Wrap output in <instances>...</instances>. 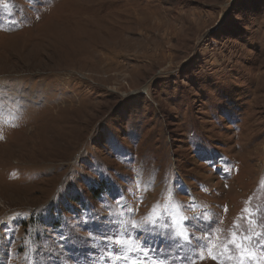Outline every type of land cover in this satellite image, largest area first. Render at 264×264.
I'll use <instances>...</instances> for the list:
<instances>
[{"label": "rangeland", "instance_id": "rangeland-1", "mask_svg": "<svg viewBox=\"0 0 264 264\" xmlns=\"http://www.w3.org/2000/svg\"><path fill=\"white\" fill-rule=\"evenodd\" d=\"M110 1L0 0V264H264V0Z\"/></svg>", "mask_w": 264, "mask_h": 264}, {"label": "snow or ice", "instance_id": "snow-or-ice-1", "mask_svg": "<svg viewBox=\"0 0 264 264\" xmlns=\"http://www.w3.org/2000/svg\"><path fill=\"white\" fill-rule=\"evenodd\" d=\"M187 224H188V220L186 219V220H185V226H187ZM131 226H132L133 228L136 227V225H135L134 223H133ZM104 239H105L107 242H109V243L115 241V243H116L117 246H122L121 243H120V237H119V236H105ZM236 247H237L238 249H241L242 254H247V255L252 256L253 258H255L254 253H250V252H248L247 249H244V248H243L242 244L237 243V244H236ZM212 258L215 259V257H212Z\"/></svg>", "mask_w": 264, "mask_h": 264}, {"label": "bare ground", "instance_id": "bare-ground-1", "mask_svg": "<svg viewBox=\"0 0 264 264\" xmlns=\"http://www.w3.org/2000/svg\"><path fill=\"white\" fill-rule=\"evenodd\" d=\"M111 1H112V0H111ZM111 1H110V2H111ZM113 4H115V3H113ZM107 6H109V5H107ZM110 6H112V4H111ZM97 7H98V6H97ZM109 9H110V8H109ZM99 11H100V10H99Z\"/></svg>", "mask_w": 264, "mask_h": 264}]
</instances>
